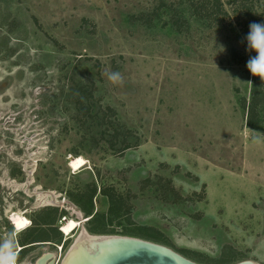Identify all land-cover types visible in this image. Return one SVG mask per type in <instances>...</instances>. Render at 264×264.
<instances>
[{"label":"rangeland","instance_id":"rangeland-1","mask_svg":"<svg viewBox=\"0 0 264 264\" xmlns=\"http://www.w3.org/2000/svg\"><path fill=\"white\" fill-rule=\"evenodd\" d=\"M188 2L0 0V252L40 240L28 257L60 259L89 232L71 194L94 183L93 211L106 186L127 208L110 234L147 225L190 259L227 245L264 264V81L242 39L264 0L248 16L221 0L208 22ZM46 208L50 227L33 221Z\"/></svg>","mask_w":264,"mask_h":264},{"label":"trees","instance_id":"trees-1","mask_svg":"<svg viewBox=\"0 0 264 264\" xmlns=\"http://www.w3.org/2000/svg\"><path fill=\"white\" fill-rule=\"evenodd\" d=\"M251 0H231V2L236 5L237 7H232V12L235 13V16L240 15H247L249 14V11L251 10ZM188 7L190 9L189 13L193 14L195 18L203 22L206 20L207 22L210 21L208 19H214L216 18V15L218 13H223V15L226 13V11L223 9V5L221 0H189ZM204 14V15H202ZM204 17V18H203ZM196 19V20H197ZM222 18H220L221 20ZM187 19H182L180 15H172L171 16V26L175 29L176 32H184V29L186 30L185 23H187ZM248 31V25H244L243 32L245 34ZM255 80L253 81V86L257 87L258 80L255 77ZM113 128V125H111ZM115 131V127H114ZM112 137V135H111ZM108 140V139H107ZM108 144L110 148L116 152L121 150V144L122 141L112 140V142L108 141ZM127 143L122 144V148H127ZM95 185L92 183L91 185H86V187L82 191H77V193L71 194V199L73 202H76L80 207L81 211L84 213V217H86V222L88 224L87 230L90 233H96V234H102V233H116L115 229L110 224L112 223L113 219L119 218L121 216L126 215V205L123 201V198L120 197L117 193L114 192L113 188L111 187H103L101 189V193L106 197L108 207L106 210V214L98 213L96 211H93L92 208V197L95 193ZM56 208H46L43 212V215L37 216V219H33L35 223H39L40 225H45L46 227H50L54 224L55 221V211ZM64 213V211H61ZM64 216V214H61ZM119 224V223H118ZM49 229H45L47 231ZM51 230V229H50ZM57 230V229H56ZM121 234L125 235H137L144 238L151 239L156 242L165 243L167 244L166 237L154 227H150L147 225H136L134 227H126L124 229H121L119 232ZM34 234H32V238ZM56 243L61 242V233L57 230L56 231ZM48 240V239H45ZM64 243L61 244V247H63ZM234 251L229 246L225 245L221 248V253L217 257L214 258H204L199 253H190L194 254L195 258L193 260L204 263V264H230L232 262L238 261L241 258H239L236 253L232 252ZM236 252V251H235Z\"/></svg>","mask_w":264,"mask_h":264},{"label":"water","instance_id":"water-1","mask_svg":"<svg viewBox=\"0 0 264 264\" xmlns=\"http://www.w3.org/2000/svg\"><path fill=\"white\" fill-rule=\"evenodd\" d=\"M82 219V217H81ZM86 220V219H85ZM83 232L82 234H80ZM51 253L37 264H52ZM58 264H204L190 259L167 245L130 235L96 234L84 229L74 237ZM230 264H257L241 259Z\"/></svg>","mask_w":264,"mask_h":264},{"label":"clouds","instance_id":"clouds-1","mask_svg":"<svg viewBox=\"0 0 264 264\" xmlns=\"http://www.w3.org/2000/svg\"><path fill=\"white\" fill-rule=\"evenodd\" d=\"M242 39L245 52L249 53L245 68L252 76H258L261 81H264V22L249 23L248 31ZM118 78L119 73L111 72L108 74L109 80L115 81Z\"/></svg>","mask_w":264,"mask_h":264},{"label":"flooded vegetation","instance_id":"flooded-vegetation-1","mask_svg":"<svg viewBox=\"0 0 264 264\" xmlns=\"http://www.w3.org/2000/svg\"><path fill=\"white\" fill-rule=\"evenodd\" d=\"M43 243L44 241L39 240L36 242H29V243L23 244L21 247L18 248V250L15 252L14 255H12L13 250H8L5 252H0V253L4 255L3 256L4 259L9 258L8 260L14 264H37L36 261L43 255L42 254L43 252L38 251V254L35 257H28V255L35 253L34 251L37 249H40ZM58 261L59 259H56L53 264H58ZM6 263L9 264V262H6Z\"/></svg>","mask_w":264,"mask_h":264},{"label":"bare ground","instance_id":"bare-ground-1","mask_svg":"<svg viewBox=\"0 0 264 264\" xmlns=\"http://www.w3.org/2000/svg\"><path fill=\"white\" fill-rule=\"evenodd\" d=\"M83 232H81L80 234H82Z\"/></svg>","mask_w":264,"mask_h":264}]
</instances>
